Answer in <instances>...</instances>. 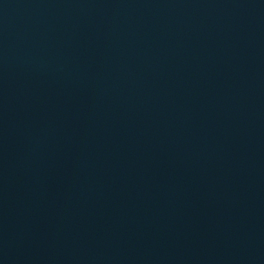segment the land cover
I'll return each mask as SVG.
<instances>
[{"label": "water", "instance_id": "water-1", "mask_svg": "<svg viewBox=\"0 0 264 264\" xmlns=\"http://www.w3.org/2000/svg\"><path fill=\"white\" fill-rule=\"evenodd\" d=\"M0 264H264V0H0Z\"/></svg>", "mask_w": 264, "mask_h": 264}]
</instances>
